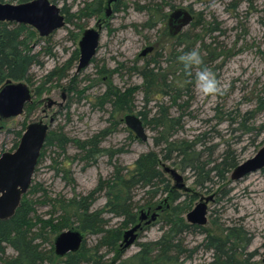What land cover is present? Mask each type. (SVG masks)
I'll list each match as a JSON object with an SVG mask.
<instances>
[{
	"label": "rangeland",
	"instance_id": "1",
	"mask_svg": "<svg viewBox=\"0 0 264 264\" xmlns=\"http://www.w3.org/2000/svg\"><path fill=\"white\" fill-rule=\"evenodd\" d=\"M107 1L54 2L67 9L71 20L46 37H40L35 30L37 39L32 42V49L37 63L28 72L29 82L24 81L32 90L33 106L19 116L0 117V155L14 150V144L19 141L16 132L23 126L36 122L48 125L49 119H54L50 130L62 133L69 142L63 150L56 145L43 148L30 185L37 183L43 190L28 194L38 199L36 215L48 218L57 207V200L86 195L99 179L110 177L115 165L125 174L141 153L160 149L154 145L159 131L152 120L157 110L156 101L145 104L143 92L137 90L133 94L135 108L131 112H113L112 100L104 96L107 85L122 91L142 85L140 69L147 61L154 72H166L168 79H175L180 71L176 52L185 47L202 49V42L209 44L216 49L213 55L200 52L202 65L193 66L191 75L187 73L190 83L182 86L184 94L179 100L187 106L181 108L180 126L173 135L177 140L192 142L197 157L187 160L186 164L174 159L162 161L159 166L170 188H174L175 181L163 171V165L182 175L184 188H175L177 199L172 200L170 194L162 191V185L155 195L148 188L136 187L132 192L138 207L134 210L136 221L125 227L121 224L122 217L103 211V228L108 229L109 234L119 231L118 240L112 249L102 243L105 232L83 233L86 252L92 258L80 264H92L95 258L111 264L126 260L139 252L142 243L161 238L166 229L165 211L177 205L188 206L189 211L207 197L211 198L206 202V223L173 239L177 249L170 253L178 264H217L214 250L208 245V235L224 238L228 228L238 238L236 242L233 239L236 258L245 260V264H264V168L231 180L232 169L223 170L222 164L232 156L239 164L264 145V0H112L109 6ZM152 2L159 4L167 15L171 11L169 3L174 8L189 10L193 19L200 13V25L204 21L218 30L208 33L207 27L203 29L200 25L191 30L190 23L182 29L189 34L188 39L171 37L167 33V19L157 22ZM98 5L96 13L93 10ZM91 27L101 29L97 53L87 67L77 72L78 59L70 62V58L78 51L83 31ZM146 46H152V51L140 56ZM205 67L225 89L222 95L205 96L198 92L195 72ZM53 70H56L54 75H50ZM49 100L54 102L51 107H48ZM168 101L169 96L159 100L164 105ZM139 110L146 112L149 121L145 124L146 141L139 140L123 121L125 114L137 115ZM170 112L173 116L180 113L175 106ZM103 130L107 132L101 135ZM93 137L99 148L109 152L89 159L73 140ZM148 202L151 206L146 205ZM104 203L103 194H97L90 208L101 209ZM59 213L58 210L55 215ZM186 213L181 214L185 223ZM76 225L75 221L73 226ZM134 225H139L136 238L124 247L123 234ZM54 236H51L52 242ZM51 264L66 263L56 260Z\"/></svg>",
	"mask_w": 264,
	"mask_h": 264
},
{
	"label": "trees",
	"instance_id": "2",
	"mask_svg": "<svg viewBox=\"0 0 264 264\" xmlns=\"http://www.w3.org/2000/svg\"><path fill=\"white\" fill-rule=\"evenodd\" d=\"M26 1L28 0H0V2L11 3ZM50 1L55 2L57 0ZM168 6H170L171 10L174 9V5L171 3ZM151 8L155 11L158 19L157 22H164L167 19V13L162 11V7L159 4H153L152 2ZM93 11L97 13L99 5ZM61 12L67 14L65 22H70L71 19L67 9L62 7ZM200 20V13H197V16H194L190 24L191 30L200 25ZM200 26L203 29L207 27L205 31L208 33L218 30V27H213L210 23L207 25L204 21ZM194 35L198 36L199 33H195ZM175 37L188 39L189 34L186 35V32L181 31ZM35 39H37V34L32 27L25 24L0 21V88L8 79L29 82L28 72L31 66L37 63L36 54L32 49V42ZM201 47L202 49H199V51L206 52L210 56L216 50L211 45L203 42ZM188 50L191 51L192 49L185 47L183 50L176 52L177 57L189 52ZM77 57L78 51L76 50L73 52L70 62L76 60ZM176 64H178L180 71L176 77L174 76L175 79H168L166 72H154V69L148 67L147 61L140 69V74L143 78L142 85L131 86L123 91L113 89L110 85H107L104 92V96L112 100V111L117 113L123 111L131 112L135 108L133 94L137 90L143 92L145 104L153 100L156 101L155 106L157 110L152 120L159 129L158 135L154 137V145L160 146L159 151L152 149L141 153L135 159L132 168H128L125 174L122 173L121 168L115 165L110 177L105 180L99 179L96 186L86 195L57 200L55 203L57 207L53 212L49 213V217L46 219L36 215L35 204L38 202V199L28 196V194H35L43 189L37 183L31 186L22 196L15 213L7 219L0 220V264H51L56 260H62L66 264H80L82 261H88L92 258V255L86 252L85 240H83L78 250L58 256L53 250L51 236L69 228H76L82 233L101 231L105 232L102 243L109 245V248L113 249L120 232L115 230L116 234L115 231L113 234H109V230L103 228L104 220L101 217L103 211H108L115 216L122 217L123 221L121 224L122 227H125L136 221L134 210L138 207L137 203L133 200L132 193L136 187L148 188V191L152 192V195H155L158 192L159 186L162 185V191L170 194L172 200L177 199L175 189L169 187L159 166L162 161L174 159L179 160L180 164H186L187 160L195 159L197 154L193 149L194 145L192 142L185 139L177 140L173 138L174 133L177 132L180 126V119L183 115L181 108L183 109L187 106V103L179 101L184 94L182 86L185 85V82L190 83L187 82L189 75H187L183 63L177 62ZM55 71L53 70L50 75H54ZM185 89L188 92L187 86ZM164 96H169V101L166 105L159 102L160 98ZM32 106L31 104H27L25 109L29 110ZM174 106L179 109L180 113L178 116L171 115L170 109ZM137 115L140 116L144 125L149 122L146 119V112L139 110ZM24 128L23 126L22 130L16 132L18 138H20ZM106 132V130L101 131V135H104ZM68 142L69 139L67 141V138L62 133L50 130L43 148L48 145H56L63 150L64 145ZM73 142L86 153L89 159L94 158V155L101 152H109L107 149L98 147L95 137L84 141L75 139ZM17 144L18 142L14 144V149ZM42 150L37 163L42 156ZM222 164H224L223 170L228 171L233 169L238 163L237 159L232 156ZM195 167L199 168V166ZM220 177H223V173ZM198 182V180L195 181V184ZM199 185L201 186L202 183H199ZM153 187L157 189H150ZM100 193L105 197V203L101 209L92 210L90 208L91 204L96 195ZM151 204L149 202L146 203L147 206H151ZM57 209L60 213L55 215V212L58 211ZM187 211L188 206L185 207L184 205L173 206L168 211H165L163 222L166 229L161 238L153 242L142 243L139 252L117 264H178L177 259L170 253L175 248L177 249V243H173L174 237L193 228H199L196 225L184 222L181 214ZM75 221L77 225L73 226ZM230 237H232L231 240ZM234 238L236 242L238 238L231 228H228L226 237L224 238L208 235V239H210L208 245L214 250V263L245 264V260L236 258L235 254L237 251L236 244L235 246L233 245ZM45 243H49L50 245L47 247ZM9 248L13 251H8ZM92 264H111V262L106 263L99 260V258H95Z\"/></svg>",
	"mask_w": 264,
	"mask_h": 264
},
{
	"label": "water",
	"instance_id": "3",
	"mask_svg": "<svg viewBox=\"0 0 264 264\" xmlns=\"http://www.w3.org/2000/svg\"><path fill=\"white\" fill-rule=\"evenodd\" d=\"M112 0H108L109 6ZM106 14L109 13L107 9ZM193 19L191 12L183 7L174 8L167 15L166 26L169 36L174 37L182 29L189 25ZM0 21L25 24L37 31L40 37L49 36L55 30L65 25V16L61 8L50 0H28L26 2L11 3L0 2ZM101 36L100 27L86 28L79 41V57L76 71L87 67L97 53ZM152 46H146L139 53L145 56L152 51ZM32 90L24 81H12L8 79L0 88V117H16L23 113L26 104L32 102ZM54 102L49 100L48 107ZM53 118L49 124L29 123L24 128L18 144L13 151H6L0 155V220L11 217L22 196L28 191L34 169L36 167L41 150L43 149L47 134L50 130ZM126 127L141 140H147L145 125L140 116L127 113L123 117ZM264 168V145L250 158L237 164L231 171V180H237L243 176ZM163 171L169 173L174 181L175 188H184L182 175L174 168L163 165ZM211 197L200 199L186 215V221L190 224L202 226L207 221V204ZM154 215L152 219H154ZM139 225H134L123 234V246L127 247L136 238L135 231ZM84 234L76 229H65L53 238V250L56 255L63 256L67 252L76 251L84 240ZM264 260V259H263Z\"/></svg>",
	"mask_w": 264,
	"mask_h": 264
},
{
	"label": "clouds",
	"instance_id": "4",
	"mask_svg": "<svg viewBox=\"0 0 264 264\" xmlns=\"http://www.w3.org/2000/svg\"><path fill=\"white\" fill-rule=\"evenodd\" d=\"M183 63L185 71L191 75L193 66H200L203 63L199 49H193L178 57ZM196 88L205 96L222 95L224 88L216 75L206 67L195 72Z\"/></svg>",
	"mask_w": 264,
	"mask_h": 264
},
{
	"label": "flooded vegetation",
	"instance_id": "5",
	"mask_svg": "<svg viewBox=\"0 0 264 264\" xmlns=\"http://www.w3.org/2000/svg\"><path fill=\"white\" fill-rule=\"evenodd\" d=\"M146 55H147V54H146ZM146 55H145V56H146ZM94 56H95V55H94ZM78 57H79V49H78ZM78 57H77V59H78ZM92 59H93V58H92ZM92 59H91V61H92ZM91 61H90V63H91ZM90 63H89V64H90ZM31 103H32V102H31ZM31 103H28V104H31ZM26 105H27V104H26ZM25 107H26V106H25ZM24 110H25V108H24ZM100 148H101V147H100Z\"/></svg>",
	"mask_w": 264,
	"mask_h": 264
}]
</instances>
